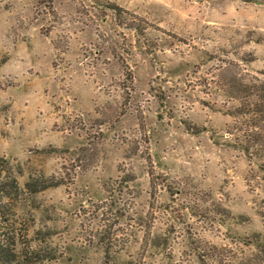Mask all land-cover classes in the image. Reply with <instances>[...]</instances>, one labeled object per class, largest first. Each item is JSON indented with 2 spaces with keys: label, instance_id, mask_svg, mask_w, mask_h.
Wrapping results in <instances>:
<instances>
[{
  "label": "clouds",
  "instance_id": "9594fccd",
  "mask_svg": "<svg viewBox=\"0 0 264 264\" xmlns=\"http://www.w3.org/2000/svg\"><path fill=\"white\" fill-rule=\"evenodd\" d=\"M0 264H264V0H0Z\"/></svg>",
  "mask_w": 264,
  "mask_h": 264
}]
</instances>
